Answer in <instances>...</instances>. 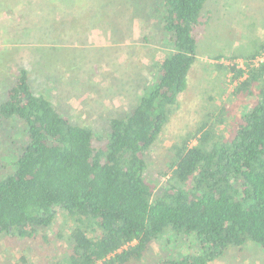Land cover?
I'll use <instances>...</instances> for the list:
<instances>
[{
  "label": "trees",
  "instance_id": "obj_1",
  "mask_svg": "<svg viewBox=\"0 0 264 264\" xmlns=\"http://www.w3.org/2000/svg\"><path fill=\"white\" fill-rule=\"evenodd\" d=\"M207 2L146 6L169 52L152 59L151 82L128 112L107 120L97 148L93 129L32 90L29 71H12L0 118L14 122L26 143L14 144V153L7 151L12 140L0 143L1 238L28 256L29 246L52 244L47 234L62 211L69 223L63 246L47 248L42 264H141L157 254V264H215L247 244L264 256V37L255 15L244 16L251 45L210 57L215 70L236 81L228 99L251 97L249 107L228 125L225 103L213 104L170 146L165 182L146 177L147 152L188 86L198 40L213 19ZM48 9L45 23L53 32L64 28L56 7ZM24 254L20 264H27Z\"/></svg>",
  "mask_w": 264,
  "mask_h": 264
},
{
  "label": "rangeland",
  "instance_id": "obj_2",
  "mask_svg": "<svg viewBox=\"0 0 264 264\" xmlns=\"http://www.w3.org/2000/svg\"><path fill=\"white\" fill-rule=\"evenodd\" d=\"M69 4L64 0H0V101L6 97L12 71L22 66L29 71L35 93L48 95L74 124L94 130L97 148L107 120L125 114L136 103L154 76L152 59L162 58L169 48L157 31L156 21L147 18L146 6L151 0H70ZM50 7H56L57 21L65 24L64 28L57 26V32L44 20ZM205 10L213 12V19L198 40L188 86L145 158L146 177L157 185L168 177L164 173L170 146L192 130L213 104H219V100L225 103L230 125L251 103V97L228 99L236 81L230 82L229 73L215 70L210 57L251 45L243 29L247 27L244 16L249 14L256 16L257 35L264 37V0H208ZM237 62L239 67L244 66L241 60ZM227 129L225 126L222 130ZM18 132L14 122L0 118V143L12 140L8 152L14 153V144L26 143L25 136ZM67 226L65 214L59 211L55 228L47 234L51 245L63 246L60 240ZM56 235L60 238L53 239ZM15 245L0 237V264H20L23 253L27 264H42L51 246L31 245L27 256ZM153 247L155 253L162 248L157 243ZM160 258L161 254L148 256L141 264H157ZM215 264H264V256L247 244L244 251L231 250Z\"/></svg>",
  "mask_w": 264,
  "mask_h": 264
}]
</instances>
